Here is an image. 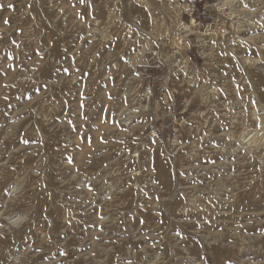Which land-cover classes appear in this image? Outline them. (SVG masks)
Listing matches in <instances>:
<instances>
[{
  "label": "rangeland",
  "instance_id": "rangeland-1",
  "mask_svg": "<svg viewBox=\"0 0 264 264\" xmlns=\"http://www.w3.org/2000/svg\"><path fill=\"white\" fill-rule=\"evenodd\" d=\"M176 1L0 0V264H264V0Z\"/></svg>",
  "mask_w": 264,
  "mask_h": 264
},
{
  "label": "bare ground",
  "instance_id": "bare-ground-1",
  "mask_svg": "<svg viewBox=\"0 0 264 264\" xmlns=\"http://www.w3.org/2000/svg\"><path fill=\"white\" fill-rule=\"evenodd\" d=\"M221 3H219V5H214L213 7L215 8V10L217 11V12H220V11H222V6L220 5ZM172 10L173 12H174V14H175V18L176 19H178V27H177V29H178V31L180 32L179 34V39L177 40V42L178 43H183V42H185L186 41V37H187V35L189 34V33H192V32H194V30H195V32L197 31V30H199L198 29V26H197V22H196V20L194 19V18H192V23H191V25H189V24H186V23H184V24H182L181 23V14L182 13H184V11L186 10V8H184L180 3H177V1L176 0H159V2H158V4L156 5V7H155V14L157 15V16H159V17H161V19L162 20H160V21H156L157 19H155V21H154V27H156V29L158 28V30H160V33L163 35V34H165L166 33V30L167 31H170L171 29L167 26V24L165 23L166 22V16H167V13L169 12V10ZM188 12V11H187ZM217 15V14H216ZM217 17H219V16H217ZM120 27V26H119ZM123 28V27H122ZM163 30H162V29ZM212 29V28H211ZM211 29H210V27H208V29H207V31L204 33V32H201L200 34H199V32H198V36H197V43L199 44V46L201 47V49H203L204 48V46H206L205 45V36H208V34L211 32ZM214 30V29H213ZM225 31V30H224ZM124 32V31H123ZM163 32H165V33H163ZM223 35V34H222ZM240 35V34H239ZM235 36V35H234ZM223 37V36H222ZM248 39H249V37H247ZM251 39L253 38V37H250ZM256 38V37H255ZM254 39V38H253ZM228 40V39H227ZM231 40V39H230ZM239 40H240V38H239ZM242 40V39H241ZM255 40V39H254ZM253 40V41H254ZM226 41V40H225ZM243 41V40H242ZM249 41H251V40H249ZM252 41V42H253ZM228 42V41H227ZM230 42V41H229ZM228 42V43H229ZM219 43V42H218ZM243 43V42H242ZM254 43H256V42H254ZM223 44V43H222ZM243 44H245V43H243ZM234 45V44H233ZM235 45H237L236 43H235ZM240 45H242V44H240ZM217 46V45H216ZM239 46V45H238ZM245 48V47H244ZM253 48V47H252ZM235 49H236V47H235ZM235 49H234V51H235ZM238 49H239V47H238ZM242 49V48H241ZM259 49V48H258ZM246 50V49H245ZM248 50H250V49H248ZM202 51V50H201ZM231 51V50H230ZM226 52V51H225ZM229 52V51H228ZM243 56V55H242ZM227 57V56H226ZM208 59H209V56H206V60L207 61H205L206 63V67L207 66H209V64H208ZM235 59H236V62L235 63H237V59L238 58H236L235 57ZM141 60V59H140ZM140 60L138 59V57H137V59L135 58L134 60H132L131 61V64H132V66H133V68L135 69L136 68V65H143V63H141L140 62ZM239 60V59H238ZM239 62H241V63H238L237 65H236V67L237 66H239L240 64V67L241 66H243L244 64H246V63H248V62H250V61H239ZM175 63V64H174ZM174 63H171V65H175L176 67H177V63L178 62H174ZM235 65V64H234ZM183 66V65H182ZM181 66V67H182ZM182 70H185V75H192V71H191V68L187 65V64H184V66L181 68ZM180 70V69H179ZM204 70H205V67H204ZM231 70V69H230ZM234 70V69H233ZM242 70V69H241ZM242 72V71H241ZM254 72H256V71H254ZM253 72V74L252 75H254L253 76V79H254V81H255V84L257 83L258 85H259V87H260V85H261V83H262V86H263V81H264V79L262 78L263 76H264V74H258L259 72H256V73H254ZM263 73V72H262ZM241 74H243V73H241ZM249 75V74H248ZM247 76V75H246ZM245 77V76H244ZM243 77V80L245 79ZM249 77H251V76H249ZM141 79H142V77H141V75H139L138 77H137V79H136V83H138V82H140L141 81ZM250 79V78H249ZM252 79V80H253ZM247 80V79H246ZM245 81V80H244ZM256 84V85H257ZM258 85H257V87H258ZM255 86V85H254ZM264 87V86H263ZM252 88V87H251ZM261 88V87H260ZM258 89V88H257ZM264 89V88H263ZM263 89H262V92H263ZM251 91V90H250ZM260 93V92H259ZM152 94L153 93H149L148 92V95L149 96H152ZM263 94V93H262ZM255 95V94H254ZM255 98V97H254ZM262 107H264V106H262ZM261 111V112H260ZM251 116H252V119L253 120H255L256 121V123H257V125H258V128H255V129H253L252 128V126H246V128H244V129H242V131H240L241 133H240V136L237 138V140L238 141H240V142H242L243 144H246L247 145V143H249V142H251V141H253V140H256V144H259V143H263L264 144V110H259V111H253L252 112V114H251ZM251 116H250V118H251ZM241 118V117H240ZM245 118V117H244ZM180 126H182V125H184L185 124V121H180L179 123H178ZM239 135V134H238ZM252 143V142H251ZM242 144V145H243ZM239 146H240V144H239ZM243 147V146H242Z\"/></svg>",
  "mask_w": 264,
  "mask_h": 264
},
{
  "label": "snow or ice",
  "instance_id": "snow-or-ice-1",
  "mask_svg": "<svg viewBox=\"0 0 264 264\" xmlns=\"http://www.w3.org/2000/svg\"><path fill=\"white\" fill-rule=\"evenodd\" d=\"M11 7V6H10ZM6 23H7V21H6Z\"/></svg>",
  "mask_w": 264,
  "mask_h": 264
}]
</instances>
